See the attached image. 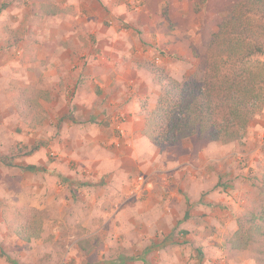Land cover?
<instances>
[{
	"label": "crops",
	"instance_id": "obj_1",
	"mask_svg": "<svg viewBox=\"0 0 264 264\" xmlns=\"http://www.w3.org/2000/svg\"><path fill=\"white\" fill-rule=\"evenodd\" d=\"M128 1L14 3L15 25L22 26L27 20L36 32L32 51H26L25 55L28 63L38 66L33 75L39 87L36 90L42 107L39 112L45 118L33 127L25 125L35 133L31 139H46L40 151L50 146L57 155L49 163L47 159L31 160L33 166L39 162L46 164L48 178L46 188L38 189L37 193H46L51 223L44 225L39 242L44 241L47 228L52 233L69 230L83 233L78 238L70 237L69 242L60 237L55 240L72 247L77 244L86 264H218V259L237 264L228 259L227 248V238L237 229V213L227 205H237L238 196L244 194L239 186L242 182L236 179V186L224 189L215 182L218 175L223 177L219 173L223 165L217 170V165L212 164L224 157L229 148L190 137L160 150L147 137V111L157 107L161 86L152 73H147L144 79L136 77L129 69L131 61L121 59L124 53H130L123 50L131 44V33L122 30L120 24L126 21L136 28L149 29L147 21L152 12L139 4L134 5L132 12L128 10ZM11 9L7 6L4 14ZM24 9L28 16L24 15ZM64 16L67 23L60 21ZM106 17L117 18L111 28L103 27ZM80 25L97 36L95 45L87 46V41H82L77 32ZM68 27L70 31H66ZM31 29L28 34L34 37ZM72 37L75 46L67 43ZM8 71L7 68L3 73ZM39 79H43V84L39 85ZM54 101H58L56 108L63 110L61 114L46 107ZM58 116L63 118L58 123L62 135L48 145L56 130L52 123ZM19 139L24 141L19 142L21 145L28 147L33 141L26 136ZM253 151L244 154L254 165L259 154ZM24 156L27 155L21 158ZM17 164L21 169L30 165ZM132 174L146 175L148 190L142 199L124 200L129 195L128 177ZM195 184L200 188L191 190L190 186ZM40 205L38 200L32 201L33 207L40 209ZM104 227L114 238L98 242L94 235ZM88 244L93 249L87 248ZM120 246L125 248L111 256V247ZM137 248L140 256L135 259L132 253ZM67 257L77 258L73 253Z\"/></svg>",
	"mask_w": 264,
	"mask_h": 264
},
{
	"label": "rangeland",
	"instance_id": "obj_2",
	"mask_svg": "<svg viewBox=\"0 0 264 264\" xmlns=\"http://www.w3.org/2000/svg\"><path fill=\"white\" fill-rule=\"evenodd\" d=\"M15 1L0 0V201L9 204L32 206V201L38 200L41 204L40 206H42L40 209L45 210L44 224L46 225L51 223L46 193H42L43 191L37 193L38 189L46 188L48 183L47 173L44 171L46 170V164L35 163V170H23L19 166L10 167L1 162V156H11L18 146L20 147L19 144L24 142L19 138L23 139L24 136L29 139L35 138V133L30 131L25 125V123L28 124L27 120L30 121L31 117L27 116L25 120L19 117L21 114L18 103L20 101L19 98L25 93L26 96L24 98L29 100L31 97L39 95L38 91H36L39 90L38 83L33 75L36 73V67L38 66L37 64L28 63V57L25 55L26 51H32L31 45L36 39V32L30 28L27 20L22 26L15 25L14 15L17 11L12 13ZM238 1L134 0V3H129L128 1V10L133 12L135 9L134 5L139 4L141 7L149 9L152 13H149V20L147 21L149 29H146L147 31L142 28H136L126 21L120 24L122 30L126 29L131 33V44H128L123 50V52L130 50V53H124L121 59L126 63L131 61V65H128L129 69L133 70L131 73L133 74L134 72L136 77L139 76L142 79L146 77L147 73H151L149 69L145 68V65L148 64H154L155 68H158L164 75L180 81L191 74H198V77H204L203 72L206 67V57L212 35L216 32L227 11ZM194 3L200 6V11H195ZM7 6L12 7L11 12L4 14L3 10ZM104 9L107 10L106 6H104ZM23 11L24 15L28 16L25 13V9ZM116 20V17H106L102 22L103 27L111 28ZM60 21L67 23L65 16L61 17ZM16 22L18 21L16 20ZM90 23L93 27V22ZM30 29L34 31V37L28 34ZM69 29L70 27L66 31H70ZM16 30L25 32V35L22 33L19 36L15 32ZM77 32L80 33L82 41H87V46L89 44L95 45L97 36L91 35L85 25H80ZM68 35L72 34L66 33V36ZM65 39L66 37L62 38V41H65ZM73 40L74 38L72 37L66 42L69 46L74 45ZM7 68L10 73L8 71L4 74L3 71L7 70ZM122 72L124 73L125 69ZM153 77L155 82L158 83L154 75ZM4 83H7L5 90L3 89L6 86L3 85ZM41 84H43V79H39V85ZM57 102H50L46 107L51 110H59L55 106ZM37 109L34 107L32 110L37 111ZM59 111L61 114L63 110ZM30 112L31 108L26 113L29 114ZM61 120L63 118L58 116L52 123V126L58 131L56 132L55 130V133L51 135L48 145H52L53 140L58 139L62 135L61 128L58 125ZM31 140L33 141L28 144L30 147L34 144L41 146L43 142L46 143V139L45 141H43L44 139ZM217 144L218 147L226 145L229 149L226 155H223L224 157H219L215 162H212V164L215 163L217 165V170H220V166L223 165L222 171H219L223 177L218 175L215 182L218 185H222L224 189L236 186L234 185L236 179H240L239 181L242 182L239 186L242 187L240 190L244 194L238 196L240 199L237 205H227L228 208L232 209L233 213H237L236 217L238 220L248 210H257L262 203L259 186L262 184L264 172V108L252 118L249 128L242 139L227 144ZM30 150H25L27 151V156H24L25 158L20 157L21 159L19 158L20 160L18 159L17 163L32 165L31 160L37 162V160L45 161L46 159L47 163H49L57 157L56 152L50 146H46L42 151L38 149L34 153H29ZM248 150H254L252 153L257 152L259 154V156L255 157L254 165L250 162V157L244 154ZM38 151L41 152V155H38ZM137 175H130L128 177L129 181H133ZM196 186L199 185L190 186V189L198 190L200 186ZM127 197L125 196L124 200ZM75 199L77 205L79 198L76 196ZM101 222L104 223L105 220L102 219ZM47 230L48 234H46L45 229L44 241L39 242V239H32L30 242H26L13 233L4 223L2 210L0 209V264H86V259H83L76 249L77 244L72 247L65 241L56 242L55 240L56 237H60L63 240H68L70 237L74 239V237L83 236V233L69 230L62 234L52 233L51 228H47ZM94 236L95 239L98 238V242L114 238V235L109 232L107 227H104ZM40 239H42V236ZM86 247L93 249L92 244H88ZM120 248L125 247L120 246L119 249L111 247L110 255L116 254L120 251ZM227 248L230 250L228 259L237 262V264H264V238L252 243L245 250H231L228 243ZM139 251L138 248L134 249L132 256L135 259L140 256ZM72 253L77 256L76 259L72 260L73 257H67L68 254L71 255ZM218 264L231 263L218 259Z\"/></svg>",
	"mask_w": 264,
	"mask_h": 264
},
{
	"label": "trees",
	"instance_id": "obj_3",
	"mask_svg": "<svg viewBox=\"0 0 264 264\" xmlns=\"http://www.w3.org/2000/svg\"><path fill=\"white\" fill-rule=\"evenodd\" d=\"M195 11L200 6L194 4ZM264 0H239L222 18L212 35L204 77L191 74L178 81L154 64L145 65L161 86L157 107L147 111V137L160 149L196 137L221 144L242 139L252 118L264 108ZM161 72V73H160ZM19 98V112L33 127L45 119L38 96ZM29 101V102H28ZM38 108L34 112L33 108ZM145 109V105L143 106ZM31 108V112L26 113ZM18 146L11 156H1L6 166L16 167L22 155L40 145ZM20 168L22 166H19ZM23 169L35 170L28 165ZM45 171V170H44ZM262 203L238 218V230L228 237L231 250H245L264 238V172L259 186ZM4 223L26 242L44 232L45 210L0 201ZM44 220V222H43Z\"/></svg>",
	"mask_w": 264,
	"mask_h": 264
},
{
	"label": "built area",
	"instance_id": "obj_4",
	"mask_svg": "<svg viewBox=\"0 0 264 264\" xmlns=\"http://www.w3.org/2000/svg\"><path fill=\"white\" fill-rule=\"evenodd\" d=\"M122 120L123 118L121 119V121ZM121 133L123 134V131H121ZM148 184L149 182L146 175H137L133 179V181H131V186H130L131 188L128 197L142 199L148 190Z\"/></svg>",
	"mask_w": 264,
	"mask_h": 264
}]
</instances>
